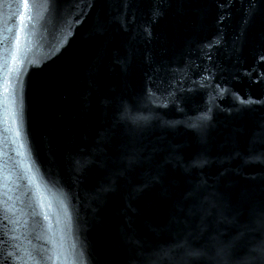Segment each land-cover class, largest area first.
<instances>
[{"label": "water", "instance_id": "95a60500", "mask_svg": "<svg viewBox=\"0 0 264 264\" xmlns=\"http://www.w3.org/2000/svg\"><path fill=\"white\" fill-rule=\"evenodd\" d=\"M0 41V264L257 256L264 0H0Z\"/></svg>", "mask_w": 264, "mask_h": 264}, {"label": "snow or ice", "instance_id": "6c2138e0", "mask_svg": "<svg viewBox=\"0 0 264 264\" xmlns=\"http://www.w3.org/2000/svg\"><path fill=\"white\" fill-rule=\"evenodd\" d=\"M72 2L74 4H76V5H79L81 2H84V0H72ZM232 2H233V0H227V6H230L232 4ZM255 2H256V0H248V3L250 5H253V6H254ZM24 6L27 7V0H24ZM225 6L226 5H223V4L221 5V7H225ZM152 15H153V18L158 16L159 15L158 9L153 10V14ZM221 19H224V17L222 16ZM144 31L148 35L151 34L150 30L148 28H145ZM19 39H20L19 36H17L16 37V42L17 43L19 42ZM0 43H2V41H0ZM215 46H216L215 44H209L208 45L209 48H212V47H215ZM208 58L211 59V56L209 55ZM13 59H15V56H13ZM202 79L203 80H207V79H209V77L205 76ZM193 83L194 84L199 83L201 88L205 87V85L203 83H200L198 81H193ZM217 89L220 92L227 91V89H219L218 85H217ZM181 90L183 91L184 89H181ZM187 91L191 92V91H193V89H187ZM147 95H148V97H149L151 102H153V103L156 102V97H155L154 93L151 92L150 89L148 90ZM168 96L171 97L173 103H176L175 102V92H169ZM254 102L255 101H248V103H254ZM207 103L209 105L207 110L204 111V112H201L198 116L188 117L187 121H175V122H170V123H185L186 127H190V128H192L194 130H199L201 127L204 126V124L208 120L211 119V115H210V113L212 111V98L211 97H209V100L207 101ZM240 103H244V101H240ZM160 106L164 107V108H167L168 107V101L165 100ZM176 110L178 112H183L184 111V109L182 107H180V105L178 103H176ZM255 159H260V157H255ZM86 163L87 162H85V164H81L80 161H77V166H78V168H83L84 166H86ZM204 163H206V161H203V160L194 161L193 162V166H202ZM111 190L112 189L109 186H105L100 191L101 192H108V191H111ZM140 190H142L140 187L134 189V192H133V194H131L129 196V199L130 200L134 199L135 198V195H134L135 192H139ZM189 195H191V193ZM129 208H131V204H129ZM131 210L133 212L135 211L134 208H132ZM46 219H47V217H46ZM5 235H6V233H5ZM13 239H15V237H13ZM186 243H187L186 241L181 242L180 244L176 245L175 247L185 248ZM75 248H76V244L74 243L73 244L74 253H75ZM253 251L257 253V256L250 257V258L246 259L243 262V264H253V262L256 259H259L260 264H264V245H262V246H260V247H258L256 249H253ZM185 253L188 256H200V255L203 254L200 250H191L190 248H185ZM223 253H224V249H218L217 250V254L218 255H223ZM30 258H32L33 260L35 259L34 257H30ZM46 258L47 259H52L53 257L48 256ZM75 259L77 261V264H89L87 256L82 251L78 252V253H75ZM165 259H167L169 261V264H172V256H171V250L170 249H162L160 252L155 253L153 256L146 257L145 264H162V262Z\"/></svg>", "mask_w": 264, "mask_h": 264}]
</instances>
